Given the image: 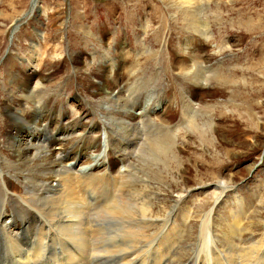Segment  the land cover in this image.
I'll use <instances>...</instances> for the list:
<instances>
[{
    "label": "rangeland",
    "instance_id": "1",
    "mask_svg": "<svg viewBox=\"0 0 264 264\" xmlns=\"http://www.w3.org/2000/svg\"><path fill=\"white\" fill-rule=\"evenodd\" d=\"M33 2L0 0L1 155L18 163L12 144L31 141L18 126L25 124L22 117L30 119L27 111L37 100L44 111L55 112L41 117L48 119L51 134L59 135L57 128L74 121L80 137L94 125L95 147L87 141L72 153L79 152V168L97 160L118 164L109 155L110 142L123 144L129 138L124 122L150 112L153 123L135 132L145 145L139 152L131 145L130 151L142 167L138 174L147 184L152 215L181 229L183 236L174 242L181 245L177 264L201 253L200 232L212 207L220 247L239 242L234 232L241 227L244 240L250 234L259 238L264 0H198L186 9L179 0H39L35 7ZM34 87L36 94L24 99ZM185 102L198 111L186 108L188 116ZM32 120L41 121L32 117L28 123ZM154 144L166 149L157 153L160 157L147 155ZM220 182L225 191L213 186ZM139 191L142 187L133 194ZM52 254L62 255L58 244L40 262ZM105 259L97 264L114 257Z\"/></svg>",
    "mask_w": 264,
    "mask_h": 264
},
{
    "label": "bare ground",
    "instance_id": "2",
    "mask_svg": "<svg viewBox=\"0 0 264 264\" xmlns=\"http://www.w3.org/2000/svg\"><path fill=\"white\" fill-rule=\"evenodd\" d=\"M195 1L198 0H179L178 6L186 9L189 4L193 8ZM36 5L34 0L33 6ZM36 89L28 90L24 99L35 95ZM121 94L120 89L114 100L118 101ZM41 102L37 100V104L27 111L30 119L41 120L43 113H48L40 106ZM186 108L198 111L190 102H185L184 111ZM187 109L185 113L191 116ZM54 113L52 111L45 115L51 118ZM22 118L19 119L24 120L25 124H19L18 128L27 133L31 141L16 139L17 143L12 144L13 150L19 152L16 158L18 163L5 159L0 153V180L3 181L0 184V264H97L107 260L105 257L112 256V261L101 264L178 263L181 245L176 246L174 242L176 237L183 236L181 229L173 224L168 226L161 216L152 215V203L147 200V184L138 174L142 167L130 151L131 145L136 147L137 152L145 145L135 132L137 134L136 130L146 123H153L150 112L132 115L130 120L124 122L127 130L123 133L129 138L125 137L123 144L108 143L111 150L109 155L118 164L111 159L108 162L97 160L95 164L89 162L86 167L80 168L77 167L79 152H75L74 156L72 153L87 141H91L89 148L95 147L92 144L95 140L94 125L87 129L86 134L78 137L75 133L77 124L72 121L57 128L60 134L54 135L49 130L47 118L39 120L38 124L33 120L28 123L30 119L26 122L25 117ZM70 139H73L71 146L67 142ZM165 150L161 151L154 144L147 155L160 157L157 153ZM69 158L74 160V164L66 161ZM120 164L125 167L124 170L114 167ZM223 185L220 182L213 186L225 191ZM141 187L142 191L133 194ZM138 198L143 202L140 203ZM219 201L218 196L216 204ZM213 211L214 207L207 214L200 232L203 242L200 250L204 255L199 252L191 261L182 264H264V214H260L263 230L259 238L250 234L244 240L246 232L241 227L234 232L239 242L229 241V247L222 248L213 236ZM247 226L252 233L254 227H250L251 223ZM151 227L160 228L157 232L148 233ZM160 230L164 231L165 240ZM107 239L109 244L106 243ZM153 239V243L146 248V244ZM69 243L76 246L68 247ZM56 244L61 247L62 255L52 254L47 257V262L41 263L42 255ZM13 250L16 252L13 253Z\"/></svg>",
    "mask_w": 264,
    "mask_h": 264
},
{
    "label": "water",
    "instance_id": "3",
    "mask_svg": "<svg viewBox=\"0 0 264 264\" xmlns=\"http://www.w3.org/2000/svg\"><path fill=\"white\" fill-rule=\"evenodd\" d=\"M36 1V3L38 2V0H35Z\"/></svg>",
    "mask_w": 264,
    "mask_h": 264
}]
</instances>
